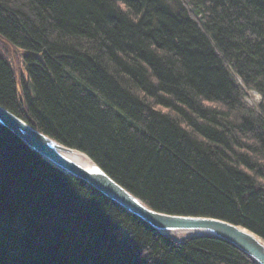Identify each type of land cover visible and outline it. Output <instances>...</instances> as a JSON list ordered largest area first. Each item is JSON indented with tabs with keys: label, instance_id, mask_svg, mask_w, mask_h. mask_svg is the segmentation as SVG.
I'll return each mask as SVG.
<instances>
[{
	"label": "trees",
	"instance_id": "obj_1",
	"mask_svg": "<svg viewBox=\"0 0 264 264\" xmlns=\"http://www.w3.org/2000/svg\"><path fill=\"white\" fill-rule=\"evenodd\" d=\"M0 105L151 209L264 240V0H0ZM0 264L256 263L160 234L0 127Z\"/></svg>",
	"mask_w": 264,
	"mask_h": 264
},
{
	"label": "water",
	"instance_id": "obj_2",
	"mask_svg": "<svg viewBox=\"0 0 264 264\" xmlns=\"http://www.w3.org/2000/svg\"><path fill=\"white\" fill-rule=\"evenodd\" d=\"M0 127L9 130L28 149L39 154L55 168L87 182L160 234H185L180 241L195 237L218 238L242 251L256 264H264V240L253 232L221 219L170 215L151 209L110 177L87 154L54 140L1 105ZM74 152H79L85 157L86 164L73 160L70 155L75 154Z\"/></svg>",
	"mask_w": 264,
	"mask_h": 264
},
{
	"label": "rangeland",
	"instance_id": "obj_3",
	"mask_svg": "<svg viewBox=\"0 0 264 264\" xmlns=\"http://www.w3.org/2000/svg\"><path fill=\"white\" fill-rule=\"evenodd\" d=\"M3 46V51L6 54V57L8 59V62L12 65L13 70L16 73V76L18 79L21 78V76H25V71H24V62H23V54L20 49L16 48L15 46L5 42H2ZM246 102L250 106H258V104L261 101V97L255 93V92H248V95L246 97ZM175 238H184L186 235L185 234H175L173 235Z\"/></svg>",
	"mask_w": 264,
	"mask_h": 264
},
{
	"label": "bare ground",
	"instance_id": "obj_4",
	"mask_svg": "<svg viewBox=\"0 0 264 264\" xmlns=\"http://www.w3.org/2000/svg\"><path fill=\"white\" fill-rule=\"evenodd\" d=\"M75 154L70 155V157L75 160L76 162L86 164L87 160L85 157H83L79 152H74ZM71 176V175H69ZM73 177V176H72ZM87 183V182H86ZM90 185V184H89ZM94 188V187H93ZM95 189V188H94ZM181 238H177V240H180Z\"/></svg>",
	"mask_w": 264,
	"mask_h": 264
}]
</instances>
